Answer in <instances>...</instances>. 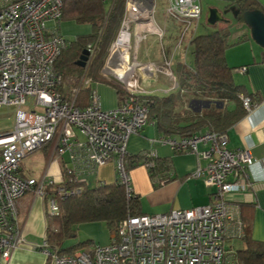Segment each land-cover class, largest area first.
<instances>
[{
    "label": "built area",
    "instance_id": "obj_1",
    "mask_svg": "<svg viewBox=\"0 0 264 264\" xmlns=\"http://www.w3.org/2000/svg\"><path fill=\"white\" fill-rule=\"evenodd\" d=\"M155 9L154 0H127L120 29L102 67L104 77L123 93L117 107L106 109L97 87L86 107L76 103L80 87L67 100L57 89L61 77L55 63L69 45L60 30L63 0H0V110L15 108L13 128L0 134V258L4 261L25 242L20 207L27 192L45 197L47 187L55 185V193L66 198L81 191L68 190V182L83 184L88 175L113 161L131 194L127 144L149 118V107L141 101V95L148 92L141 85L139 72L165 70L176 81L170 61L164 68L140 61L136 53L132 58L133 39L139 49L145 32L153 31L159 43L163 42L164 30L153 21ZM167 11L188 27L202 16L200 0H171ZM85 49L89 65L97 54L98 41H91ZM85 81V85L89 83ZM28 98L34 99L41 111L24 108ZM243 101L250 110L251 98L246 96ZM226 140L225 133L211 131L161 138L182 153H196L202 143L208 146L202 153L207 165L196 175L203 173L207 186L214 189L209 204L165 214L131 215L120 223L109 243L71 253L50 250L46 239L43 248L50 264H227V225H242L232 195L253 187L248 168L255 160L248 150L224 147ZM49 142L54 144L52 156L62 159V181L56 183L46 174L39 179L22 175V162ZM144 156L143 165L154 167L157 151H147ZM49 212H60L53 196Z\"/></svg>",
    "mask_w": 264,
    "mask_h": 264
},
{
    "label": "trees",
    "instance_id": "obj_2",
    "mask_svg": "<svg viewBox=\"0 0 264 264\" xmlns=\"http://www.w3.org/2000/svg\"><path fill=\"white\" fill-rule=\"evenodd\" d=\"M237 5L238 18L242 22L245 11L258 7L256 0H240ZM126 6L127 0H63L60 23L74 21L90 26L88 34L67 39L68 47L56 60L55 69L61 77L57 89L64 100L71 98L72 91L80 87L76 103L80 107H86L91 103L94 89L102 83L111 85L118 97L123 93L117 85L104 79L102 67L117 37ZM231 28L232 24L229 22L223 27L218 24L212 32L193 38V60L179 63L177 70L174 69L178 86L168 95H141V101L149 107L148 123L155 122L162 136L180 138L205 131L223 134L245 116L247 110L241 98L243 88L236 83L234 69L226 62V51L232 45ZM96 40L98 51L93 60L85 67L77 65L87 44ZM85 80H89L86 85ZM204 94L211 99L200 110L185 104L186 99L197 100ZM230 101L235 103L233 108L228 107ZM252 103L254 105L253 101ZM48 145L54 146L53 142H49L42 149L48 151ZM145 152L147 151L126 155L127 171L144 164ZM153 160L155 166L148 171L152 179L157 180L156 184L163 185L171 181L174 178L171 160L160 156ZM54 186L49 185L46 189V197L57 198L60 208L58 214L48 212L46 237L49 248L54 252L71 253L95 246L97 243L93 239L70 246L64 245L77 234L82 225L102 223L113 234L124 219L142 214L138 196L134 192L129 194L122 182L96 186L68 182V190L80 188L81 191L69 194L66 198L58 196ZM242 224L245 232L241 238L245 241V247L238 251L235 258L237 263L264 264V242L252 239L251 224L246 219L242 218Z\"/></svg>",
    "mask_w": 264,
    "mask_h": 264
},
{
    "label": "crops",
    "instance_id": "obj_3",
    "mask_svg": "<svg viewBox=\"0 0 264 264\" xmlns=\"http://www.w3.org/2000/svg\"><path fill=\"white\" fill-rule=\"evenodd\" d=\"M168 1L169 8L171 0ZM211 8L221 11L226 18L222 23L233 24L231 18L225 14L228 8L234 7L238 18V1L240 0H211ZM157 4L158 0H154ZM259 9L264 10V0H256ZM201 3V0H200ZM202 6V3H201ZM168 13V11H167ZM168 15V14H167ZM204 9L202 6V16L198 21L192 23L195 25L192 32H190L189 39L184 42V31L179 40H177L174 52L170 57L167 56L165 50L155 58L152 56V51L155 45L159 43L157 35L153 31H147L143 36L145 38L141 41L140 48L136 52L137 58L142 62H155L166 67V61L171 62V70L175 74L179 63L191 62L193 60L191 41L195 36L200 34H207L212 32L218 25H210L203 20ZM169 16V15H168ZM174 25L180 27L185 24L182 21L174 19ZM166 19H168L166 17ZM153 21L164 30V38L166 28L153 16ZM242 21H239V23ZM238 23V24H239ZM74 21L61 22L60 30L62 34L68 37H78L82 34H88L90 30L83 29L76 25ZM190 27L187 26L186 30ZM202 29L203 33H198ZM85 30V31H84ZM242 34L238 38L232 39V45L226 51V62L234 69V79L237 84L243 88L241 98L252 97L254 105L240 120L233 124L225 135L227 137L224 147L229 150L243 149L248 150L255 160L264 166V126L252 131L250 139L255 144L251 147L247 139H244L246 125L242 123L244 118L248 115L257 122L264 120V48L258 45L252 38L250 28L243 27ZM200 32V31H199ZM232 32V30H231ZM149 35L156 37L155 44L151 47L146 46V40H149ZM233 35V33H232ZM164 40V39H163ZM163 43V42H162ZM161 44V43H160ZM163 45V44H161ZM179 51V52H177ZM175 69V70H174ZM158 80L164 78V95H168L177 87V80L170 77L167 72L158 71L153 73ZM145 74H141V80ZM98 92L100 91L103 107L106 109L115 108L118 106V94L114 88L109 84H98ZM157 91V89H155ZM154 90V91H155ZM209 95H207L208 97ZM197 100H185V104L196 110H200L204 105L208 104L210 97ZM226 101V100H225ZM228 103V101H227ZM197 106V108L195 107ZM235 103L230 101L229 108H233ZM255 109V110H254ZM1 111V110H0ZM6 133V132H3ZM162 136L158 131L155 122L148 123L139 133L130 136L127 144V151L130 155L138 154L144 151H157V155L162 158H169L172 162V175L174 178L166 184L157 185L156 179H152L148 169L145 165H138L128 170L130 176V187L140 201V208L142 214H165L173 209H191L194 207L205 206L211 202V196L214 191L212 187L207 186L205 182V175H196L199 168H204L207 161L204 160L202 153L207 149V145L202 143L199 145V151L176 153L169 145L161 141ZM174 137V136H173ZM176 138L179 136H175ZM54 150V146H53ZM52 150V151H53ZM38 151V150H37ZM36 151V152H37ZM48 151H44L45 159H43L42 170L39 173L36 166V161L33 159L30 163L29 158L22 162L20 173L24 176L35 178H42L45 174L48 178L56 183L62 181L63 162L61 158L52 156L48 159ZM53 153V152H52ZM37 153H32V157L39 158ZM67 160V157L64 158ZM38 159L37 161H39ZM41 161V160H40ZM27 163V164H26ZM32 171L34 173H32ZM254 171L259 176H264V167L257 166ZM250 180L253 182V187L248 191L239 192L232 195L233 201L240 208V216L246 219L251 225V237L253 240L264 242V181L253 179V176L248 168ZM87 182L83 183L88 186L112 184L121 182L120 172L118 171L116 162H110L104 166L99 167L95 172L87 176ZM50 198L35 196L33 192H27L21 198L20 220L23 227L25 242L17 250L14 251L9 261H4L0 258V264H50V258L44 252V242L47 239L48 228V212H49ZM242 223V221H241ZM88 226L89 231L101 241V244L110 242L112 234L103 235L100 230L102 223L86 224L81 228ZM87 228V229H88ZM243 224L239 227L238 223L230 222L227 225L226 237L224 239L225 259L227 264H239L236 261L238 251L245 247V241L241 238L244 235ZM242 234V235H240ZM51 250V249H50Z\"/></svg>",
    "mask_w": 264,
    "mask_h": 264
},
{
    "label": "rangeland",
    "instance_id": "obj_4",
    "mask_svg": "<svg viewBox=\"0 0 264 264\" xmlns=\"http://www.w3.org/2000/svg\"><path fill=\"white\" fill-rule=\"evenodd\" d=\"M203 9H204V15H203V20L204 22L207 23L208 20V16H209V10L211 9V3H215L212 2L211 0H201ZM168 1L167 0H158V4H157V10L155 13V16L157 17V20L159 21V23L162 25V27L166 28L165 31V38L163 40V45H161L160 43H157V45L154 46L153 51H152V56L155 58L156 56H159L163 53V50H165L166 54L168 57H170L171 53L174 52L177 40L180 39L182 33L184 31H186L185 34V38H184V42L187 41L189 39L190 36V32H192L194 29H192V27L194 28L195 25L191 26V28L189 30H186L187 28V24H182L180 27H177L176 25H174L171 17H169L170 15L167 13V7H168ZM234 7H230L228 8V11L225 12V14H227V16H229V18H231L232 21V39L234 38H238L239 36H241L242 34V28L243 27H247V29H249L248 25L245 22H240L237 20V16H236V11L234 10ZM169 16H168V15ZM166 17L168 19H166ZM239 23V24H238ZM219 27H223L225 25V23H218ZM78 27H81L83 29H88L90 30V26L87 24H76ZM87 29V30H88ZM192 29V31H191ZM85 31V30H84ZM200 31V32H199ZM198 31V33H203L205 31H203L202 29H200ZM157 37V36H156ZM156 37L154 35H149V40L145 42L146 46L151 47L152 45L155 44V40ZM69 39H75L76 37H68ZM138 51L137 49V44L136 42H134L133 39V49H132V58L135 56V53ZM179 52V51H177ZM139 72V71H138ZM142 72H139V75L141 76ZM144 77L141 80V85L142 87L146 90V92L148 93H152V94H159V95H163L164 94V90L166 89V87H164V78L163 81L162 80H158L154 74L152 72L146 71L143 72ZM104 77V75H103ZM104 79H107L104 77ZM176 88V87H173ZM157 89V91L155 90ZM155 90V91H154ZM100 94V91H99ZM101 95V94H100ZM207 96V94H204L202 98L206 99L205 97ZM201 98V99H202ZM197 108V106H195ZM24 108L26 109H35L38 111H41V109L36 105V102L34 99L28 98L27 104L24 105ZM14 119H15V108L14 107H5L4 109H2L0 111V134L3 132H8L13 128L14 125ZM148 126V124H147ZM49 147V153L48 155V159L51 157L52 154V150H53V146H47ZM45 149H40L38 150L37 153L39 156V158H36L34 156V158L31 156L32 154H30L27 158H29L27 161V163H30V161L33 159L34 161H36V169L37 171L40 173L42 170V164H43V159H45V153H44ZM55 157H57V155H55ZM38 159H40L39 161H37ZM26 163V164H27ZM114 163V162H113ZM35 172V171H34ZM32 171V173H34ZM88 226H85L83 228L80 227V229L78 230L77 234L73 237H71L70 239H68L65 242V246H70L73 244H78L80 242L85 241L86 239H93L94 241H96V243H101V241H99V239L97 237H95L90 231ZM102 229H104L106 231V233L103 230H100L103 235H109V231L106 227L105 224H103Z\"/></svg>",
    "mask_w": 264,
    "mask_h": 264
},
{
    "label": "water",
    "instance_id": "obj_5",
    "mask_svg": "<svg viewBox=\"0 0 264 264\" xmlns=\"http://www.w3.org/2000/svg\"><path fill=\"white\" fill-rule=\"evenodd\" d=\"M243 20L250 28L254 41L264 48V10L259 8L247 10L243 14ZM221 21H226L223 13L218 9L211 8L209 10L208 23L210 25H216ZM88 55V50L84 49L77 61V65L85 67Z\"/></svg>",
    "mask_w": 264,
    "mask_h": 264
},
{
    "label": "clouds",
    "instance_id": "obj_6",
    "mask_svg": "<svg viewBox=\"0 0 264 264\" xmlns=\"http://www.w3.org/2000/svg\"><path fill=\"white\" fill-rule=\"evenodd\" d=\"M255 110V109H254ZM246 125V131L244 135V139H247L251 147H255V144L250 139V133L252 131H255L256 129L260 128L261 126H264V120L257 122L255 119H252L250 115L246 116L244 120L242 121ZM259 166V168H262V166L258 161L256 163L250 164V172L253 176V179H256L258 181H264V176H258L254 169Z\"/></svg>",
    "mask_w": 264,
    "mask_h": 264
},
{
    "label": "flooded vegetation",
    "instance_id": "obj_7",
    "mask_svg": "<svg viewBox=\"0 0 264 264\" xmlns=\"http://www.w3.org/2000/svg\"><path fill=\"white\" fill-rule=\"evenodd\" d=\"M238 13V12H237Z\"/></svg>",
    "mask_w": 264,
    "mask_h": 264
}]
</instances>
